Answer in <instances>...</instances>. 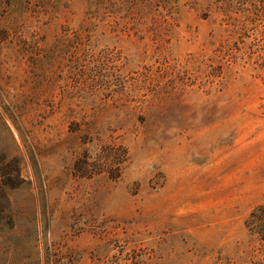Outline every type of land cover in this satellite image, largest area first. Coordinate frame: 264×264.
Instances as JSON below:
<instances>
[{
  "label": "rangeland",
  "instance_id": "1",
  "mask_svg": "<svg viewBox=\"0 0 264 264\" xmlns=\"http://www.w3.org/2000/svg\"><path fill=\"white\" fill-rule=\"evenodd\" d=\"M155 3L0 0V264H264V3Z\"/></svg>",
  "mask_w": 264,
  "mask_h": 264
},
{
  "label": "trees",
  "instance_id": "2",
  "mask_svg": "<svg viewBox=\"0 0 264 264\" xmlns=\"http://www.w3.org/2000/svg\"><path fill=\"white\" fill-rule=\"evenodd\" d=\"M62 0H8V4H15V10L19 13L23 14L26 13V11H35L33 8L39 4V6H46L49 5L51 2H57L59 3ZM73 1V0H68ZM86 3L89 4V15L91 17V23L93 26L98 27L99 24L94 20H97L98 22H101L105 20L104 11L110 8H115L117 3L122 4L121 10L124 11L127 15H134L136 13L141 12L142 10L146 9V11H152L156 10L161 4H156L155 2H162V4L167 8L171 7L176 0H83ZM241 2L243 4H251L254 7H257V2L264 3V0H212L213 3L218 4L219 7L222 8V6L230 7L235 2ZM33 2H36V5L33 4ZM30 5H33L32 9ZM264 8V6H263ZM41 13L42 11H38ZM43 14V13H41ZM143 14V13H141ZM11 35L10 28L5 27L3 31V39L9 38ZM247 225H249L251 228H253V231L257 233L262 240H264V206H260L254 211L251 212L249 219L247 220Z\"/></svg>",
  "mask_w": 264,
  "mask_h": 264
}]
</instances>
